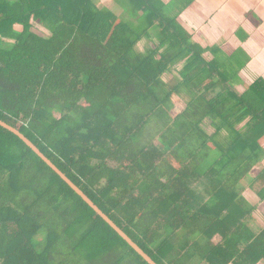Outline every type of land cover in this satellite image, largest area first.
I'll use <instances>...</instances> for the list:
<instances>
[{"label": "trees", "instance_id": "trees-1", "mask_svg": "<svg viewBox=\"0 0 264 264\" xmlns=\"http://www.w3.org/2000/svg\"><path fill=\"white\" fill-rule=\"evenodd\" d=\"M157 2L120 0L134 29L98 0H0V121L156 264H258L264 227L235 187L264 158V81L238 92ZM250 187L264 201V170ZM0 264L148 263L0 126Z\"/></svg>", "mask_w": 264, "mask_h": 264}, {"label": "crops", "instance_id": "crops-1", "mask_svg": "<svg viewBox=\"0 0 264 264\" xmlns=\"http://www.w3.org/2000/svg\"><path fill=\"white\" fill-rule=\"evenodd\" d=\"M105 3L115 15H120V10L124 12L120 0H100L98 5ZM157 4L161 10L173 8L172 16L164 14L174 18L193 42L207 49L204 53L207 59L213 57L211 51L231 64L232 70L227 68L236 79L238 92H243L256 79L264 81V0H158ZM259 145L264 149V136ZM258 164L263 168L257 175L264 170V158ZM251 198L264 206L258 196L251 194ZM247 226L252 230L251 225ZM261 228L252 231L257 233Z\"/></svg>", "mask_w": 264, "mask_h": 264}, {"label": "rangeland", "instance_id": "rangeland-1", "mask_svg": "<svg viewBox=\"0 0 264 264\" xmlns=\"http://www.w3.org/2000/svg\"><path fill=\"white\" fill-rule=\"evenodd\" d=\"M98 2L100 3V0H98ZM119 4V3H118ZM100 7V5H98ZM121 7V6H120ZM100 8L109 10V4L105 3L104 5H101ZM122 8V7H121ZM172 7L169 6L166 9H162L163 12H165L168 16H172ZM112 13H114L112 11ZM118 14V13H117ZM117 18H119L120 22H124V24H128L129 26H131L132 28H134L132 26V24L136 25L137 22L136 20H132L129 19V17L127 16L126 13L122 12L120 10V15H116ZM130 20V21H129ZM133 22V23H132ZM140 27H141V23H140ZM140 27L137 29L139 30ZM135 29V28H134ZM37 30V29H36ZM150 39H142L141 41H139L136 45V50L139 52H145V50L147 48L151 47V42L152 40H156V37L153 33V31H150ZM234 65V64H233ZM228 68L230 70H232L231 68V64L228 63ZM231 74V72H230ZM178 75H176L175 72H171L168 73L167 75L164 76L163 80L166 82L167 85H174L177 81H178ZM212 96V95H210ZM187 101V97L185 95H180V96H174L173 97V107L171 110V114L175 115L177 112H179L184 105L186 104ZM209 121L205 122L203 124V128H205L206 131H208L209 133H211L213 131V128H211L210 126H208ZM156 145L160 148H163L160 145V141L157 140L156 141ZM213 156V155H212ZM211 156V157H212ZM211 161V158L208 159L201 167H205L207 166V164ZM258 164L253 170H251V172L246 175L235 187L236 191L238 193H240L243 197H245L248 201H251V205L255 206V210L251 215V218L249 219V221H247V225H251L252 230L253 231H257V229L261 228L264 225V206L263 205H258V202H254V200H252L251 198V194H253L254 196L257 197L255 190L251 189V184L254 181L255 176L257 175V173L263 168V165ZM203 169V168H202ZM201 170V169H200ZM258 188V187H257ZM257 190V189H256ZM257 199V198H256ZM44 232H40V234L36 237V241H38V239H41L43 237ZM35 241V242H36Z\"/></svg>", "mask_w": 264, "mask_h": 264}, {"label": "water", "instance_id": "water-1", "mask_svg": "<svg viewBox=\"0 0 264 264\" xmlns=\"http://www.w3.org/2000/svg\"><path fill=\"white\" fill-rule=\"evenodd\" d=\"M0 126L16 135L38 157H40L81 199L93 209L133 250L140 255L148 264H156L146 253L142 251L121 229L118 227L76 186L74 185L50 160H48L38 148L32 144L23 134L10 125L0 121Z\"/></svg>", "mask_w": 264, "mask_h": 264}]
</instances>
